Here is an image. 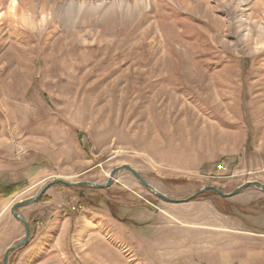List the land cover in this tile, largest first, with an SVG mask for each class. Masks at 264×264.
<instances>
[{
    "label": "rangeland",
    "instance_id": "obj_1",
    "mask_svg": "<svg viewBox=\"0 0 264 264\" xmlns=\"http://www.w3.org/2000/svg\"><path fill=\"white\" fill-rule=\"evenodd\" d=\"M123 1L0 0V264L25 235L12 205L55 178L129 164L178 199L264 183V0H126L141 13L104 31ZM19 212L9 264H264L257 187L169 203L123 170Z\"/></svg>",
    "mask_w": 264,
    "mask_h": 264
},
{
    "label": "water",
    "instance_id": "obj_2",
    "mask_svg": "<svg viewBox=\"0 0 264 264\" xmlns=\"http://www.w3.org/2000/svg\"><path fill=\"white\" fill-rule=\"evenodd\" d=\"M123 170H127V171L131 172L132 175L142 185H144L146 188H148L150 191H152L158 198H160L166 202H169V203L189 202V201H192L195 198H197L199 195H202L205 192L210 191V190L215 191L221 197H224V198H231V197L241 193L243 190H245L246 188H249V187H257L262 192H264V183L260 182L258 180H252V181H247V182L241 184L240 186H238L236 189H234L231 192H224L221 188H219L215 185H205V186H202L197 191L193 192L191 195H189L186 198H182V199L172 198V197L162 193L157 188H155L153 185L148 183L143 178V176L138 172V170L129 164H122V165L117 166L114 169H112L110 171L109 177L105 183H97V182H92V181H87V180L74 181L73 182V181H68V180L61 179V178H55V179H52L51 181H49L48 183H46L36 196L30 197V198L25 199V200H20V201L16 202L14 205H12L11 212L16 219H18L19 221H21L23 223L24 229H25V235H24L23 239H21L20 241H18L14 245L7 248L5 255H4V259H3V264H9L10 254L13 251L17 250L18 248L26 245L30 239L31 231H30L29 223L27 222L25 217L23 215H21V213L19 212V209L22 206H25L29 203L36 202V201L40 200V198L46 193V191L51 186L56 185V184H62V185H66L68 187H77V186L87 185V186H90V187H93L96 189L109 188L112 185L113 181L115 180V176Z\"/></svg>",
    "mask_w": 264,
    "mask_h": 264
},
{
    "label": "bare ground",
    "instance_id": "obj_3",
    "mask_svg": "<svg viewBox=\"0 0 264 264\" xmlns=\"http://www.w3.org/2000/svg\"><path fill=\"white\" fill-rule=\"evenodd\" d=\"M121 6L122 8L118 9ZM143 8L144 5H141L138 2H136L135 4H131L126 0L119 3L114 2L108 8H106L105 12H103L100 20V25L106 32H120L126 29L135 20V18L141 13ZM121 11L122 13H120ZM71 17H73V14L71 15Z\"/></svg>",
    "mask_w": 264,
    "mask_h": 264
},
{
    "label": "trees",
    "instance_id": "obj_4",
    "mask_svg": "<svg viewBox=\"0 0 264 264\" xmlns=\"http://www.w3.org/2000/svg\"><path fill=\"white\" fill-rule=\"evenodd\" d=\"M83 186H85V185L78 186V187H75V188H83ZM89 187H90V186H89ZM10 188H11V187H10ZM93 189H96V188H93ZM14 192H15V191L9 189L8 191H5V192L3 193V196H10V195H12ZM207 192H213V193L219 195L218 193H216L215 191H212V190L207 191ZM219 196H220V195H219ZM222 198H224V197H222Z\"/></svg>",
    "mask_w": 264,
    "mask_h": 264
},
{
    "label": "built area",
    "instance_id": "obj_5",
    "mask_svg": "<svg viewBox=\"0 0 264 264\" xmlns=\"http://www.w3.org/2000/svg\"><path fill=\"white\" fill-rule=\"evenodd\" d=\"M219 168L225 169L226 167H224V166H220ZM73 209H75V207H74Z\"/></svg>",
    "mask_w": 264,
    "mask_h": 264
}]
</instances>
